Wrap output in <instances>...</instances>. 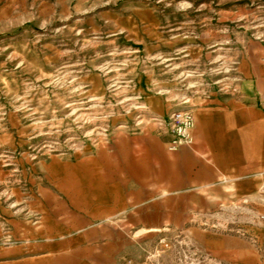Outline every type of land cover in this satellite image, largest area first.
<instances>
[{"label": "rangeland", "instance_id": "rangeland-1", "mask_svg": "<svg viewBox=\"0 0 264 264\" xmlns=\"http://www.w3.org/2000/svg\"><path fill=\"white\" fill-rule=\"evenodd\" d=\"M248 58L262 72L253 95H264V0H0V209L17 206L36 162L169 133L158 118L240 94ZM205 196L200 210L175 208L187 223L131 244L115 264H231L194 230L235 234L264 209L234 203L229 186Z\"/></svg>", "mask_w": 264, "mask_h": 264}, {"label": "crops", "instance_id": "crops-1", "mask_svg": "<svg viewBox=\"0 0 264 264\" xmlns=\"http://www.w3.org/2000/svg\"><path fill=\"white\" fill-rule=\"evenodd\" d=\"M241 69L240 94L193 109L191 145L169 150L171 135L150 128L84 158L34 163L17 206L0 209V264H115L131 244L187 223L186 215L175 222V208L200 210L207 189L229 186L234 203L264 209V95L252 92L262 72L249 58ZM246 223L235 234H193L215 258L264 264V218Z\"/></svg>", "mask_w": 264, "mask_h": 264}, {"label": "built area", "instance_id": "built-area-1", "mask_svg": "<svg viewBox=\"0 0 264 264\" xmlns=\"http://www.w3.org/2000/svg\"><path fill=\"white\" fill-rule=\"evenodd\" d=\"M157 121L172 136L170 149L176 150L183 145L192 144V130L195 127V114L192 109L175 110L164 118H158Z\"/></svg>", "mask_w": 264, "mask_h": 264}]
</instances>
